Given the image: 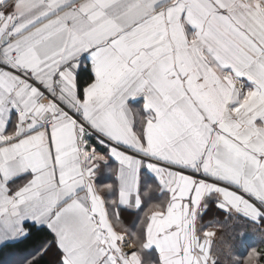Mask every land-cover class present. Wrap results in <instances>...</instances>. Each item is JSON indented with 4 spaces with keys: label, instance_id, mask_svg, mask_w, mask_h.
Returning <instances> with one entry per match:
<instances>
[{
    "label": "snow or ice",
    "instance_id": "snow-or-ice-1",
    "mask_svg": "<svg viewBox=\"0 0 264 264\" xmlns=\"http://www.w3.org/2000/svg\"><path fill=\"white\" fill-rule=\"evenodd\" d=\"M0 264H264V0H0Z\"/></svg>",
    "mask_w": 264,
    "mask_h": 264
}]
</instances>
